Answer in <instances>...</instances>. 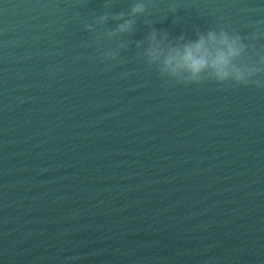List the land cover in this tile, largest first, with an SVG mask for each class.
Returning a JSON list of instances; mask_svg holds the SVG:
<instances>
[{"label":"water","instance_id":"1","mask_svg":"<svg viewBox=\"0 0 264 264\" xmlns=\"http://www.w3.org/2000/svg\"><path fill=\"white\" fill-rule=\"evenodd\" d=\"M134 2L0 0V264H264V87L145 56L264 32V0H145L109 35Z\"/></svg>","mask_w":264,"mask_h":264},{"label":"clouds","instance_id":"2","mask_svg":"<svg viewBox=\"0 0 264 264\" xmlns=\"http://www.w3.org/2000/svg\"><path fill=\"white\" fill-rule=\"evenodd\" d=\"M170 7L174 9L175 6ZM145 12V0H135L127 16L115 17L122 22L109 35L129 32L134 24L133 18ZM261 38H264V32L259 30L245 37L226 28L198 29L194 36L188 37H170L167 32L152 31L146 38L145 56L150 62L159 63L162 73L185 82H200L207 76L220 83L233 81L264 87V80L254 79L264 72V55L256 53L258 59H248L249 45L245 43L248 39ZM104 55L114 57L115 53Z\"/></svg>","mask_w":264,"mask_h":264}]
</instances>
